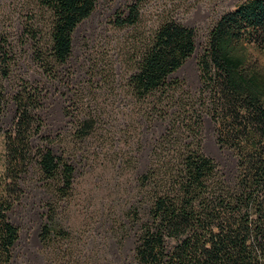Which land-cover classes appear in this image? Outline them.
I'll return each mask as SVG.
<instances>
[{"label":"trees","instance_id":"obj_1","mask_svg":"<svg viewBox=\"0 0 264 264\" xmlns=\"http://www.w3.org/2000/svg\"><path fill=\"white\" fill-rule=\"evenodd\" d=\"M144 1L128 4L125 13L116 15L115 25L138 24ZM36 2L47 17L48 33H28L37 42L35 60L46 80L54 81L72 55L75 29L99 0ZM44 38L47 45H39ZM196 48V30L168 18L150 37L128 78L139 99L167 94L164 117L169 120L138 179L137 203L123 222L135 231L134 259L136 264H264V0H243L212 25L198 58L201 88L188 101L176 94L181 84L173 74ZM18 64L15 45L0 31V129L10 103L17 109L5 131L10 195L0 200V264L11 263L19 239V228L10 219L19 195L14 201L10 196L21 190L33 167L52 193L40 229L46 246L70 237L64 214L77 177L66 156L56 154L48 142L35 143L42 135L47 93L35 81H13ZM7 83L13 84L12 95ZM206 115L216 123L217 143L237 158L233 178L203 151ZM72 116L75 135H90L95 119Z\"/></svg>","mask_w":264,"mask_h":264},{"label":"rangeland","instance_id":"obj_2","mask_svg":"<svg viewBox=\"0 0 264 264\" xmlns=\"http://www.w3.org/2000/svg\"><path fill=\"white\" fill-rule=\"evenodd\" d=\"M243 0H146L134 26L115 25L133 0H99L96 9L75 29L73 52L59 78L46 80L35 60L37 42L28 30L46 37L48 20L36 0H0V31L16 47L20 77L40 83L47 97L42 111L43 128L36 144L48 142L56 154L66 156L77 168L75 190L65 207L66 240L46 246L40 237L51 191L38 167L22 182L10 219L19 228V239L9 264H136L135 231L126 227L129 211L138 200V179L145 173L157 139L166 131L167 94L139 99L128 83L136 60L160 24L173 18L197 33L195 53L174 72L180 79L176 94L191 101L201 88L198 58L207 45L212 25ZM44 38L39 45H47ZM46 48V47H45ZM13 84L7 83L9 95ZM173 91H171L172 93ZM156 99V100H155ZM77 103L74 108L71 104ZM158 112L163 116H153ZM17 114L10 103L0 129V200L6 190L5 131ZM76 116H92L94 129L86 138L75 135ZM203 151L222 172L233 178L237 158L216 139V123L205 116Z\"/></svg>","mask_w":264,"mask_h":264}]
</instances>
